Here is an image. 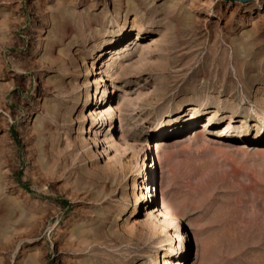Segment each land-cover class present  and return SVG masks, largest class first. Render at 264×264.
<instances>
[{"label":"rangeland","instance_id":"obj_1","mask_svg":"<svg viewBox=\"0 0 264 264\" xmlns=\"http://www.w3.org/2000/svg\"><path fill=\"white\" fill-rule=\"evenodd\" d=\"M259 89L264 1L0 0V264H264Z\"/></svg>","mask_w":264,"mask_h":264},{"label":"bare ground","instance_id":"obj_2","mask_svg":"<svg viewBox=\"0 0 264 264\" xmlns=\"http://www.w3.org/2000/svg\"><path fill=\"white\" fill-rule=\"evenodd\" d=\"M254 2H260V1H264V0H253ZM244 5H246V4H244ZM119 25H120V23H118ZM123 25V27H125L124 26V24H122ZM94 69V67H92V70ZM104 79H100V80H98L97 79V82H93L92 84H98V83H100V82H102ZM257 93H261V94H263L264 95V91H262V90H256V93L255 94H257ZM232 97V96H231ZM254 97H256V95H254ZM257 98V97H256ZM254 103H256V104H259V105H262V108H264V96L261 98V101H259V102H254ZM219 104H221V105H223V101H219ZM232 104H234V102H232ZM245 104H246V102H245ZM150 148V150L152 149V147L150 146L149 147ZM147 186H145V184H142L141 185V189H142V192L141 193H137L135 196H134V198L133 199H131V202L133 203V204H138L139 202H142V201H145V200H147L148 199V197L150 196V194L149 193H146V192H144V190H145V188H146ZM181 237V236H180Z\"/></svg>","mask_w":264,"mask_h":264},{"label":"water","instance_id":"obj_3","mask_svg":"<svg viewBox=\"0 0 264 264\" xmlns=\"http://www.w3.org/2000/svg\"><path fill=\"white\" fill-rule=\"evenodd\" d=\"M226 2H232V3H237V2H241V3H245V2H248L250 0H224Z\"/></svg>","mask_w":264,"mask_h":264}]
</instances>
